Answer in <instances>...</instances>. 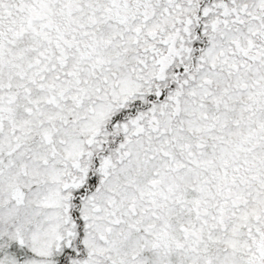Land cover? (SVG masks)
<instances>
[{
  "label": "snow or ice",
  "instance_id": "1",
  "mask_svg": "<svg viewBox=\"0 0 264 264\" xmlns=\"http://www.w3.org/2000/svg\"><path fill=\"white\" fill-rule=\"evenodd\" d=\"M0 264H264V0H0Z\"/></svg>",
  "mask_w": 264,
  "mask_h": 264
}]
</instances>
